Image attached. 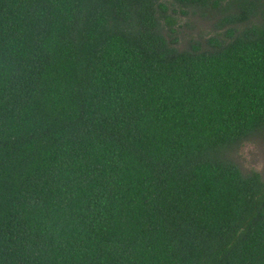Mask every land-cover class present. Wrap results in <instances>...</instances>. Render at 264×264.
I'll return each mask as SVG.
<instances>
[{
    "label": "trees",
    "instance_id": "1",
    "mask_svg": "<svg viewBox=\"0 0 264 264\" xmlns=\"http://www.w3.org/2000/svg\"><path fill=\"white\" fill-rule=\"evenodd\" d=\"M257 139L264 0H0V264H264Z\"/></svg>",
    "mask_w": 264,
    "mask_h": 264
},
{
    "label": "rangeland",
    "instance_id": "2",
    "mask_svg": "<svg viewBox=\"0 0 264 264\" xmlns=\"http://www.w3.org/2000/svg\"><path fill=\"white\" fill-rule=\"evenodd\" d=\"M192 20V19H190ZM184 21V20H183ZM182 25V22H180ZM197 26L196 20L190 22L183 28V35L187 34L190 37L197 35L206 36V28L203 24ZM238 160L244 169H255L259 172L264 171V139H257L252 143L246 144L238 152Z\"/></svg>",
    "mask_w": 264,
    "mask_h": 264
}]
</instances>
